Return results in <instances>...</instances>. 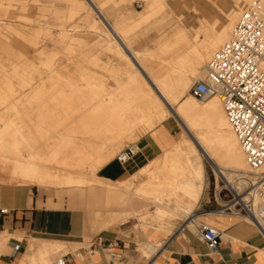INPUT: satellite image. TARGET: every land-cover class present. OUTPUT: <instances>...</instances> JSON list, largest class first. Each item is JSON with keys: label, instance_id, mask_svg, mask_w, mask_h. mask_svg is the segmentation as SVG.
Masks as SVG:
<instances>
[{"label": "rangeland", "instance_id": "374dc122", "mask_svg": "<svg viewBox=\"0 0 264 264\" xmlns=\"http://www.w3.org/2000/svg\"><path fill=\"white\" fill-rule=\"evenodd\" d=\"M236 1L96 0L102 7V13H99L86 0H0V68L9 71L7 75L1 73L0 77L7 76L15 87L14 93L6 95L8 92L0 85V98L6 95L14 104L12 114L6 115L7 119H15L14 122L4 123L2 118L3 114L7 113L8 103L0 104V138L3 137V133L6 134V137L0 140V145L14 143L9 132L18 129L19 126H28L26 131L35 136L33 141H29L30 149L32 145H35L43 149L45 153L51 143L60 140L80 142L86 149L87 141H92L99 148L119 143L115 155L106 160L105 164L101 165L97 162L91 168L81 171L88 176V182L66 184L61 179H54L46 183L56 187L113 188L106 183L108 178L106 169L114 163L124 168L118 158L124 149L135 146L141 137L164 122H168L173 129L171 144L178 139L179 134L184 132L176 115L172 114L160 119L162 105L156 102V94L145 79L146 73L137 71L132 78L138 77L142 80L143 88L147 90L145 99L155 106L157 116L152 117V114L138 109L133 111L130 114L131 127L121 130L123 137L120 139L117 136L119 133L117 128V130L106 131L107 139L102 136L84 135L87 130L82 128L83 124H78L88 115L87 111L90 108L94 109L91 115L95 116V122L103 120L109 126V119L114 114L111 95L125 99L127 96L133 97L137 92V86L130 80L131 60L135 59L133 57L130 59L126 55L128 53L126 46L136 50L137 59H141L139 61L143 63L151 77L164 79L174 72L187 71V64L182 62L169 64L182 50L164 49V47L170 44L176 33L182 29H185L189 39L193 40L196 31L202 26L221 25L223 18L226 17L225 13L234 8ZM159 2L166 6L160 8ZM250 4L245 7L248 8ZM151 5H154V10ZM245 7L239 10L237 19L246 9ZM110 25L123 40V45L110 30ZM227 40L228 38L225 37L222 45L215 48L209 57L196 60V68L200 72H188L193 76L191 87L197 79L206 78V66L213 58L214 52L219 50ZM164 64L171 69L167 75L162 72ZM133 67L136 69L135 66ZM15 70H18L19 74H15L13 72ZM30 80H33L31 85L26 86L28 84L26 82ZM148 81L150 82L149 79ZM99 96L102 97L104 106L94 104ZM132 105H135V102ZM124 119L122 114V116L114 117L113 121L118 123ZM150 122L154 125L143 132V126L149 125ZM34 125L41 127L34 128ZM77 125L79 128H76ZM27 146L20 143L18 148H12L9 159L1 158V162H5L4 169L0 170L1 179L10 184H24L31 187L34 186L32 184H37L35 181L26 182L20 174H17L15 178L12 177L13 166L16 160H24ZM101 149L97 156L104 154V149ZM87 163L70 162L68 163V168L71 169L69 172L75 175V169L83 168L84 166L81 165ZM160 164L162 165L161 162ZM204 164L206 170L204 196L212 212L219 214L228 207L238 210L239 205L236 203L240 198L238 199L228 183L217 174L208 158H204ZM99 165L101 166L97 168ZM155 174L161 178L168 177L163 170L156 169ZM141 175L148 179V176ZM91 176L100 179L92 180ZM200 180L198 179L199 182ZM39 190L53 196L68 208H74L71 203L73 193L67 191L68 189L39 188ZM246 195L247 190L243 191L240 197ZM148 208L154 211L156 206L150 204ZM157 217H161L158 208ZM131 218L139 219L142 224L152 228L161 226L159 222H150L140 216ZM180 218L183 217L177 216L174 220Z\"/></svg>", "mask_w": 264, "mask_h": 264}, {"label": "crops", "instance_id": "0c3cea01", "mask_svg": "<svg viewBox=\"0 0 264 264\" xmlns=\"http://www.w3.org/2000/svg\"><path fill=\"white\" fill-rule=\"evenodd\" d=\"M86 2L102 13L101 4L96 0ZM159 4L160 8H164L161 2ZM154 5H151L153 10ZM228 13L229 11L225 13L226 17L223 18L221 25L202 26L198 29L193 40L189 39L185 29L177 32L172 42L164 49L176 48L182 52L169 64L182 62L187 64L188 69L196 67L194 57L196 39L202 53L205 56L211 54L215 48L207 39L213 41L215 45L224 41L221 32L229 24ZM105 20L108 23L106 18ZM110 30L123 45V40L111 25ZM126 55L132 59L129 52ZM134 63L136 60H131L130 80L137 86L136 94L125 99L111 95L114 114L109 119V126L103 120L95 122V116L91 115L94 109L90 108L87 111L88 115L78 124H83L82 128L87 130L85 136H102L107 139L106 131L118 129L117 136L120 139L123 137L121 130L131 127L130 114L133 111L138 109L152 114V117L157 116L155 106L145 99L147 90L143 88L142 80L138 77L132 78ZM170 71L171 69L164 64L162 72L167 75ZM8 72L0 68V74L7 75ZM13 72L19 74L18 70ZM145 79H149L147 74ZM31 81L33 80L26 82L28 83L26 86H30ZM0 85L8 92L6 95L15 91L14 84L7 76L0 77ZM6 95L0 98V104L8 103L7 113L3 114L2 121L14 122V118L9 120L6 116L14 106ZM133 102L135 105H132ZM95 103L104 106L101 96L94 101ZM122 114L125 118L123 121L118 123L113 121L114 117ZM78 125L76 128H79ZM35 127L41 126L34 125ZM172 138L173 129L168 122L156 126L153 131L141 137L135 145L138 153L129 163L124 164V168L114 163L106 169L108 176L106 183L113 188L56 187L46 183L57 179L58 168L71 170L68 168L70 162H88L81 165L83 168L75 169V176L78 179L86 178V181L67 184L88 182V176L81 171L91 168L97 162L105 164L106 160L115 155L119 143L99 148L92 141H87L86 149L80 142L60 140L51 143L46 153L40 147L32 145V149L37 151L41 161L49 169L44 172L45 181L38 183L33 180L37 182L32 184L33 187L10 184L0 178V210H8L7 214H0V264H58L59 260H63L64 264H264V234L255 224L242 217L225 212L213 213L208 201L205 200V190L197 208L193 207L194 210L191 212L174 211L172 213L174 216L164 219L157 217L158 206L149 196L137 195L119 186L118 183L123 180L136 179L133 180L134 184L138 181H147L146 177L141 175V171L171 148ZM101 148L104 149V154L97 156ZM91 179L100 178L91 176ZM37 187L68 189L67 191L73 193L71 203L74 208H68ZM150 204L156 206L154 211L148 208ZM182 214L183 218L174 220L177 216L182 217ZM134 216H140L150 222H159L161 226L152 228L142 224L139 219L131 218ZM124 221L127 222L122 223ZM202 224L213 226L220 231L221 241L217 253H211L207 244L197 234V228Z\"/></svg>", "mask_w": 264, "mask_h": 264}, {"label": "bare ground", "instance_id": "6f19581e", "mask_svg": "<svg viewBox=\"0 0 264 264\" xmlns=\"http://www.w3.org/2000/svg\"><path fill=\"white\" fill-rule=\"evenodd\" d=\"M255 1L264 3V0H237L234 8L229 10L227 15L229 24L221 32L223 38H228L226 42L229 41L232 30L239 19H237L239 10ZM165 6L166 4H163V7ZM196 41L197 45L194 48L195 59L202 60L209 57L211 54L205 56L199 47L198 39ZM207 42L217 48L224 41L218 45H215L209 39H207ZM127 50L136 60V63H134L136 69L133 68V73L142 71L148 75L147 69L139 61L141 59H137L138 53L132 48L127 47ZM219 50L214 52L213 57ZM189 71L197 72L199 70L196 67H192L187 71L174 72L167 75L164 79H156L148 75L150 82L148 80L147 82L156 94L155 100L162 105L160 119L167 118L172 114L176 115L182 124L184 132L179 134L178 139L171 144V148L167 152L141 171V174L148 176L147 181H136L137 183L134 184L133 180L135 181L136 179H131L118 183L120 187L137 195L149 196L154 201L152 202L158 206L159 215L164 218L174 216L172 215L174 211L176 213L182 210L191 212L193 207H197L206 189L204 158L210 160L217 174L228 183L232 191L238 196L243 191L247 190L248 192V179L257 181L261 176L259 174H264V166L258 171L251 170L240 146L239 139L227 118L222 102L223 99L212 97L207 100H200L189 93L193 81V76L188 73ZM12 112L11 108L8 112L9 116ZM150 124L143 126V132L148 131V128L154 125L153 122ZM17 128L9 132L11 137H13L14 143L8 142L9 144L5 146L0 145V170L4 169L5 166V162H1V158H4V160L9 159V153L12 152V148H18L20 143H24L27 146L29 141H33L34 135L26 131L28 126H19ZM5 135L3 133V137H6ZM29 145L30 142L26 148L27 154L24 160H16L12 177L15 178L17 174H20L21 178L26 182L35 180L38 183H43L45 181L44 172L49 168L43 164L37 151L30 149ZM54 158L55 155L52 162ZM156 169L163 170L168 177L161 178L155 174ZM56 178L63 180L66 184L86 181V178L78 179L72 172L65 171L63 168L57 169ZM198 179H201L200 182ZM255 184L257 186L261 182L258 181ZM248 199L249 195H246L240 198V201H247ZM252 201H254L255 206H259L263 202L259 196H256ZM172 208L174 209L173 211L171 210ZM181 216L183 217V214Z\"/></svg>", "mask_w": 264, "mask_h": 264}, {"label": "built area", "instance_id": "2783aa9c", "mask_svg": "<svg viewBox=\"0 0 264 264\" xmlns=\"http://www.w3.org/2000/svg\"><path fill=\"white\" fill-rule=\"evenodd\" d=\"M190 94L200 100L212 97L223 99L227 118L251 170H260L264 166L263 2L255 1L242 12L229 41L207 65L206 78L195 81ZM137 153L135 146L127 147L118 158L123 164H127ZM259 175L261 176L257 181L248 179L249 199L242 202L238 200V210L228 207L225 211L247 219L264 234V174ZM258 181L261 184L255 186ZM256 196L263 200L259 206H255L252 201ZM7 213V209L0 210V214ZM197 234L211 253L218 252L221 236L217 228L202 224L198 226ZM58 264H64V261L59 260Z\"/></svg>", "mask_w": 264, "mask_h": 264}]
</instances>
